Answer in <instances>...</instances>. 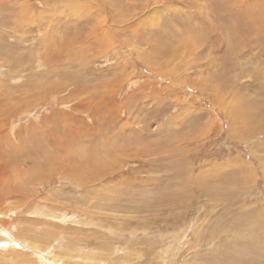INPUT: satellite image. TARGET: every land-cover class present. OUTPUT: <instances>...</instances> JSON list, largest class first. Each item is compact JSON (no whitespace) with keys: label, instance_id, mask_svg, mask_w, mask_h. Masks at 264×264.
<instances>
[{"label":"rangeland","instance_id":"rangeland-1","mask_svg":"<svg viewBox=\"0 0 264 264\" xmlns=\"http://www.w3.org/2000/svg\"><path fill=\"white\" fill-rule=\"evenodd\" d=\"M0 210V264H264V0H0Z\"/></svg>","mask_w":264,"mask_h":264},{"label":"bare ground","instance_id":"bare-ground-1","mask_svg":"<svg viewBox=\"0 0 264 264\" xmlns=\"http://www.w3.org/2000/svg\"><path fill=\"white\" fill-rule=\"evenodd\" d=\"M1 211V210H0ZM1 214V213H0ZM3 214V213H2ZM1 222V221H0ZM4 223V222H3ZM6 241V240H5Z\"/></svg>","mask_w":264,"mask_h":264}]
</instances>
